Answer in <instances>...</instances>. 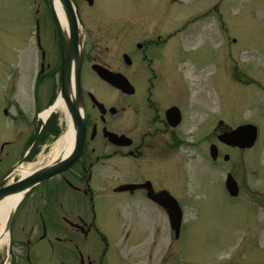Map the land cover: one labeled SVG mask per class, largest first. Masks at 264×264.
<instances>
[{
	"label": "rangeland",
	"instance_id": "1",
	"mask_svg": "<svg viewBox=\"0 0 264 264\" xmlns=\"http://www.w3.org/2000/svg\"><path fill=\"white\" fill-rule=\"evenodd\" d=\"M73 1L86 29L82 47L89 55L84 75L88 88L101 91L90 73L91 62L120 69L131 43L160 35L168 40L161 48L164 79L170 81L167 104L183 112V125L174 137L170 132L158 137L159 156L141 163L142 175L163 181L178 201L183 211L179 237L171 229L168 210L166 217L157 211L150 218L139 210H121L115 232L118 207L110 201L102 222L116 245L113 251L126 264H264V0ZM36 19L54 66L60 51L47 0H0V176L20 160V124L22 118L26 124L32 111ZM46 90L50 85L45 83L40 93L46 95ZM58 110V136L52 138L55 130L48 146L24 165L36 170L54 154L53 147L68 131ZM245 123L260 129L253 148L232 149L218 141L220 134ZM213 144L217 161L210 156ZM228 173L239 186L236 198L225 187ZM21 177L16 170L6 183ZM106 184L103 180L101 185ZM132 215L136 220L130 228L125 224L133 221ZM19 221L1 250L0 264H18ZM57 251L41 245L37 264L75 263Z\"/></svg>",
	"mask_w": 264,
	"mask_h": 264
},
{
	"label": "flooded vegetation",
	"instance_id": "2",
	"mask_svg": "<svg viewBox=\"0 0 264 264\" xmlns=\"http://www.w3.org/2000/svg\"><path fill=\"white\" fill-rule=\"evenodd\" d=\"M166 43L168 40H162L160 35L156 40L149 38L131 43L130 52L124 53L123 62L119 63L120 69L91 62L90 73L101 86V91L88 88L85 83L89 55L83 48L78 89L81 98L78 100L75 82L71 83L68 92L70 104L78 111V117L73 118L66 107L63 110L64 123L74 134L73 152L79 149L81 153L66 171L39 183L22 199L10 229L12 231L14 221L20 220L21 239L16 242L18 264H37V249L43 244L53 249L57 247L58 256L73 259L74 264H126L119 253L113 251L116 245H112L109 229L102 222L106 214L104 205L111 201L118 207L119 222L112 225L118 233L121 210L129 209L134 214L139 210L140 215L147 214L149 218L158 211L166 217L167 208L158 200L173 192L163 181L142 175L141 165L161 153L158 137L170 132L173 138L184 122L181 108L167 104L170 81L164 79L167 65L164 64V54H161L165 51L161 49L162 45ZM43 45L39 33L36 35L37 73L32 111L26 124L23 118L20 124L19 139L23 140L20 159L23 163L33 160L42 147L56 138L54 134L52 138L50 136L59 125V118L44 121L40 114L55 101L61 90L60 44V59L54 66L50 62L53 55L51 57ZM95 65L123 75L131 88L124 91L105 81L94 71ZM168 67H172V62ZM45 83L50 85V90L43 95L40 88ZM174 113L180 120L176 125L171 119ZM27 127H31L28 133ZM177 144L178 140H174L173 145ZM103 180H106V186L101 185ZM131 218L134 222L129 220L125 224L130 228L136 220L134 215ZM26 230L29 232L25 238ZM131 234L129 231L128 237Z\"/></svg>",
	"mask_w": 264,
	"mask_h": 264
},
{
	"label": "water",
	"instance_id": "3",
	"mask_svg": "<svg viewBox=\"0 0 264 264\" xmlns=\"http://www.w3.org/2000/svg\"><path fill=\"white\" fill-rule=\"evenodd\" d=\"M54 1L48 0L51 14L54 19L56 32L60 41V48L62 54V90L61 97L64 99L67 104L68 110L73 118L78 117V111L72 108L71 100L69 98V90L71 88V73H74V81L77 87V96L78 100L81 98L80 94H78V89L80 86V74H81V61H82V36L83 30L79 28L80 18L77 12V9L72 0H59L63 10L66 13V20L68 24L69 32L67 35H64L61 30V25L57 19L55 9H54ZM87 2L91 5L93 0H87ZM94 71L104 79L105 81L110 82L111 84L119 87L120 89L127 91L130 87L127 79L117 73H113L99 65H95L93 67ZM173 125L179 123V118L174 113L172 118ZM256 132L250 126L241 127L240 129L232 132L231 134H226L219 137V140L232 146V147H240V148H251L256 140ZM211 155L213 159L217 158L218 149L216 146H212L210 148ZM81 153V150L76 149L73 154L65 161L55 163L51 167L42 168L36 170L28 177L20 180L19 182L8 184L6 186H1L7 178L11 175L13 170H10L0 179V200L9 195L19 194V202L22 199V194L24 195L27 191H29L32 187L37 185L38 183L45 181L58 175L65 170H67L74 161H76ZM229 157L226 156V160ZM131 187L133 185H130ZM129 188V186H127ZM226 187L229 191L230 195L236 197L239 193V187L237 182L234 180L231 174L227 175ZM126 189V188H125ZM161 204H163L169 213L170 226L171 229L175 232V237L178 238L180 235L183 212L182 209L177 202V200L171 196L170 194L166 195L161 200H158ZM17 203V205L19 204ZM16 205V207H17ZM15 207V209H16ZM13 215V214H12ZM9 227V226H8Z\"/></svg>",
	"mask_w": 264,
	"mask_h": 264
},
{
	"label": "bare ground",
	"instance_id": "4",
	"mask_svg": "<svg viewBox=\"0 0 264 264\" xmlns=\"http://www.w3.org/2000/svg\"><path fill=\"white\" fill-rule=\"evenodd\" d=\"M54 9L57 16V19L61 25V30L64 35H67L69 32L68 24L66 20V13L62 8V5L59 0L54 1ZM52 15V14H51ZM190 72V71H189ZM190 76V75H189ZM71 79L74 81V73H71ZM74 83V82H73ZM74 95L72 94V100H74ZM58 104L56 106L62 107L63 106V100L59 98ZM49 112V111H48ZM42 113L40 114L43 118L46 117L49 113ZM48 113V114H47ZM73 138L74 134L70 133V131H66V134L57 142V144L53 147L54 154L48 158L45 159L42 163V166L36 168V170L42 169L43 167H51L55 163L65 161L67 158L71 156L73 153ZM255 146V143H254ZM35 168L31 166L26 165H19L17 168V171L23 176L26 177L30 175L31 173L35 172ZM20 195H9L4 197L0 200V253L1 250L4 248L5 244L9 242V225L11 224L12 220V214L13 211L19 201Z\"/></svg>",
	"mask_w": 264,
	"mask_h": 264
},
{
	"label": "trees",
	"instance_id": "5",
	"mask_svg": "<svg viewBox=\"0 0 264 264\" xmlns=\"http://www.w3.org/2000/svg\"><path fill=\"white\" fill-rule=\"evenodd\" d=\"M55 130H56V135H58V134H59V130H58V128L55 127L54 131H55Z\"/></svg>",
	"mask_w": 264,
	"mask_h": 264
}]
</instances>
